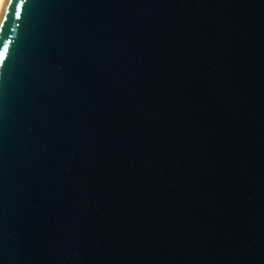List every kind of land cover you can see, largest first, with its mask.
I'll use <instances>...</instances> for the list:
<instances>
[{
  "label": "water",
  "instance_id": "1",
  "mask_svg": "<svg viewBox=\"0 0 264 264\" xmlns=\"http://www.w3.org/2000/svg\"><path fill=\"white\" fill-rule=\"evenodd\" d=\"M18 3L0 264H264V0Z\"/></svg>",
  "mask_w": 264,
  "mask_h": 264
},
{
  "label": "snow or ice",
  "instance_id": "2",
  "mask_svg": "<svg viewBox=\"0 0 264 264\" xmlns=\"http://www.w3.org/2000/svg\"><path fill=\"white\" fill-rule=\"evenodd\" d=\"M25 0H20V3L15 5L16 8V18L20 19V9L23 7ZM14 3V0H8V4L12 5ZM3 24L0 23V31H2ZM0 66H2L6 60L8 59L9 54V45L12 43L11 40H5V38L0 35Z\"/></svg>",
  "mask_w": 264,
  "mask_h": 264
},
{
  "label": "bare ground",
  "instance_id": "3",
  "mask_svg": "<svg viewBox=\"0 0 264 264\" xmlns=\"http://www.w3.org/2000/svg\"><path fill=\"white\" fill-rule=\"evenodd\" d=\"M3 0H0V8H1V4H2Z\"/></svg>",
  "mask_w": 264,
  "mask_h": 264
}]
</instances>
